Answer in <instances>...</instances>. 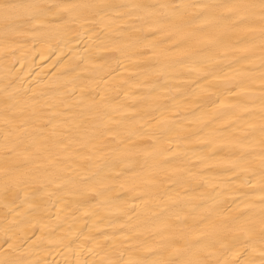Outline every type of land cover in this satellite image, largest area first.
<instances>
[{
  "label": "bare ground",
  "instance_id": "bare-ground-1",
  "mask_svg": "<svg viewBox=\"0 0 264 264\" xmlns=\"http://www.w3.org/2000/svg\"><path fill=\"white\" fill-rule=\"evenodd\" d=\"M260 4L0 0V262L262 264Z\"/></svg>",
  "mask_w": 264,
  "mask_h": 264
},
{
  "label": "snow or ice",
  "instance_id": "snow-or-ice-1",
  "mask_svg": "<svg viewBox=\"0 0 264 264\" xmlns=\"http://www.w3.org/2000/svg\"><path fill=\"white\" fill-rule=\"evenodd\" d=\"M18 7H23L26 9H31V8H35V5H29V6H17V5H0V16H2L3 18L7 19L9 18V16L13 13V11L17 10ZM58 10H63V11H67L71 8L76 7L75 5H71V4H57L52 6ZM52 7H50L48 9L49 12L52 11ZM260 7L262 9V15H261V20L264 21V0H261V4ZM36 18V17H34ZM261 35L264 36V29L261 30ZM264 159V158H262ZM264 190V189H262ZM261 256L264 257V253H261ZM0 264H15L14 261H3L0 262ZM128 264H138V262H133V261H129ZM195 264H199V262H195ZM262 264H264V260H262Z\"/></svg>",
  "mask_w": 264,
  "mask_h": 264
}]
</instances>
